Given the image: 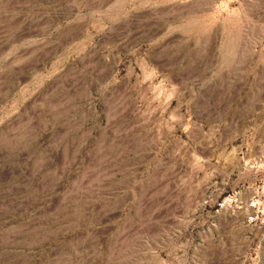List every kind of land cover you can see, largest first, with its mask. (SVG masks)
Instances as JSON below:
<instances>
[{"label":"rangeland","instance_id":"obj_1","mask_svg":"<svg viewBox=\"0 0 264 264\" xmlns=\"http://www.w3.org/2000/svg\"><path fill=\"white\" fill-rule=\"evenodd\" d=\"M0 264H264V0H0Z\"/></svg>","mask_w":264,"mask_h":264}]
</instances>
